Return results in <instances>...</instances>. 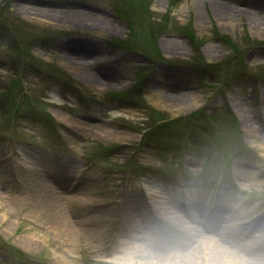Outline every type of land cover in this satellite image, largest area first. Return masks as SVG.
Wrapping results in <instances>:
<instances>
[{
	"label": "rangeland",
	"instance_id": "374dc122",
	"mask_svg": "<svg viewBox=\"0 0 264 264\" xmlns=\"http://www.w3.org/2000/svg\"><path fill=\"white\" fill-rule=\"evenodd\" d=\"M263 148L264 0H0V264H264Z\"/></svg>",
	"mask_w": 264,
	"mask_h": 264
},
{
	"label": "bare ground",
	"instance_id": "6f19581e",
	"mask_svg": "<svg viewBox=\"0 0 264 264\" xmlns=\"http://www.w3.org/2000/svg\"><path fill=\"white\" fill-rule=\"evenodd\" d=\"M50 10H48L47 12H45V13H43V12H40V11H37V10H35V9H25V13L26 14H28V15H31V16H36V17H40V16H44L45 18H47L48 20L49 19H51L50 17V14H52L53 13V11H50ZM68 17V19H69V14L67 15ZM66 18V19H67ZM72 18V17H71ZM67 19V20H68ZM94 20H92V22L94 23V24H96L97 25V27H102V28H109V29H112V26H111V24L110 23H108L107 21H104V20H96V17H94L93 18ZM228 20H231V18H230V16L227 18ZM223 24H224V22H222ZM228 25H230V22H229V24ZM232 25V24H231ZM230 25V26H231ZM113 30V29H112ZM261 30H263V29H261ZM77 44L75 43V47H72V51H71V54L72 55H76V56H93V54H96V52L99 50L98 48L97 49H94V48H92V46H90V45H92V44H89V42H83V41H80L79 43H78V47L76 46ZM82 48H85V49H81V47ZM68 59H70V60H75L76 62H77V59H76V57H71V56H68L67 57ZM117 59L118 58H108L107 60H105V61H103L104 63H106V65H112V64H115L116 62H117ZM76 62H71L73 65H75V66H77V68L78 69H81V63H76ZM86 62V61H85ZM85 64V63H84ZM87 78H89V80L88 81H90L91 79L93 80V82H94V84H98V85H103V86H101V87H105V84L102 82V81H100L99 79H97L96 77L95 78H93L94 77V75L92 74V73H87L86 75H85ZM175 85V84H174ZM174 100H176V99H174ZM174 103H177L178 101H173ZM180 102V101H179ZM188 102H190V101H188ZM183 104V103H182ZM186 106H188V103L186 104V103H184ZM183 104V105H184ZM157 106H159V107H161L162 105H158L157 104ZM166 106L167 107H169L170 108V110L172 111V112H176L177 110H180L181 108H182V105H181V103H179L178 105H173V103H169L168 105H167V103H166ZM241 111V110H240ZM244 112L243 111H241V113H240V116H241V118H242V120H243V118H244V123L245 122H247V120H246V118H245V115L243 114ZM246 124V123H245ZM74 128L76 129V130H78L79 132H85L86 131V128H87V126L85 125V124H80V125H74ZM111 134V131H108V130H106L105 131V134ZM264 149V148H263ZM77 167H76V165L75 164H72V163H67L66 164V167H65V169L64 170H60V174H62L63 175V173L64 174H68V173H71L72 175H73V172L75 171V169H76ZM61 179H60V181H54L55 179L54 178H52V179H54L53 181L55 182V183H59V186H58V189H60V190H66V189H68L69 187H68V185L65 183V182H63V181H65V179L63 178V177H60ZM62 181V182H61ZM67 186V188H65L66 186ZM52 190V189H51ZM50 190V191H51ZM151 193V192H150ZM54 198V197H53ZM54 206H56L57 207V204H54ZM180 215H178L177 213H175V215H174V217L175 218H180L179 217ZM221 222V219H219V220H216L215 221V224L216 225H218L219 223ZM199 223H201V221L199 222ZM210 224H212V223H210L209 221H207V220H204V223H202V228L204 229V231L205 232H208V231H211L213 228H214V226H211ZM251 226L249 227V228H251V227H253V228H256V227H258L257 225H254V226H252L253 224H250ZM226 230V229H225ZM225 233H226V231H225ZM184 243V242H183ZM182 243V244H183ZM215 249H217L216 247H215Z\"/></svg>",
	"mask_w": 264,
	"mask_h": 264
},
{
	"label": "clouds",
	"instance_id": "9594fccd",
	"mask_svg": "<svg viewBox=\"0 0 264 264\" xmlns=\"http://www.w3.org/2000/svg\"><path fill=\"white\" fill-rule=\"evenodd\" d=\"M146 251L142 245L131 244L121 250V252L111 257L106 264H182L181 261H160L146 258ZM187 264V262H185ZM248 264V262H245Z\"/></svg>",
	"mask_w": 264,
	"mask_h": 264
}]
</instances>
